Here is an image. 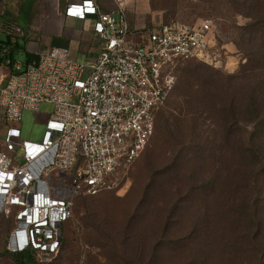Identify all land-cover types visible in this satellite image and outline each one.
Segmentation results:
<instances>
[{"label": "built area", "instance_id": "2783aa9c", "mask_svg": "<svg viewBox=\"0 0 264 264\" xmlns=\"http://www.w3.org/2000/svg\"><path fill=\"white\" fill-rule=\"evenodd\" d=\"M104 11L95 0L66 6V16L93 19L102 41L94 62L54 46L29 63L15 60L0 82V214L13 216L8 249H34L43 261L59 252L73 197L52 196L47 177L68 175L74 192L97 194L116 186V175L139 157L155 131L179 63L191 59L226 66L212 19L155 27L144 43L129 37L126 6ZM18 34L20 27H14ZM0 52V57H1ZM51 110L41 140L23 138L24 111Z\"/></svg>", "mask_w": 264, "mask_h": 264}, {"label": "trees", "instance_id": "16d2710c", "mask_svg": "<svg viewBox=\"0 0 264 264\" xmlns=\"http://www.w3.org/2000/svg\"><path fill=\"white\" fill-rule=\"evenodd\" d=\"M231 2V13L248 19L238 27L235 42L245 62L233 73L203 66L204 69L197 67L178 74L185 61L179 63L177 82L160 109L167 107L159 109L155 117V129L159 131L171 115L175 116L179 121L178 128L184 134L180 141L187 142L185 148L194 150L200 158V169L197 173L192 171L197 176L189 175L185 181L182 199L183 203L185 198L183 218H187L188 231L182 247H172L176 257L182 258L181 264H264V0ZM126 14L129 37L139 43H144L148 32L155 27L173 23L195 24L204 19L169 21L138 28L127 11ZM11 36L0 39V62L10 67L16 60V53L22 49L17 40L12 43ZM168 180L173 189L184 186L171 175ZM110 190L93 195L79 194L97 196ZM178 199L180 201L177 198L169 205L163 223L167 232L161 237L169 241L172 237L166 236L171 212L176 205L180 206ZM6 217L13 220L11 232L15 221L13 216ZM124 237L128 240L131 236ZM62 243L63 236L60 249ZM7 250L13 254L16 264H56L59 254L48 262L41 260L34 249ZM180 252L183 257L179 256ZM154 255L146 262L151 264L155 260L154 264H162L161 255L156 252Z\"/></svg>", "mask_w": 264, "mask_h": 264}, {"label": "rangeland", "instance_id": "374dc122", "mask_svg": "<svg viewBox=\"0 0 264 264\" xmlns=\"http://www.w3.org/2000/svg\"><path fill=\"white\" fill-rule=\"evenodd\" d=\"M231 1L130 0L126 11L138 28L169 21L212 19L217 30V42L224 47L228 65L215 68L191 59L181 64L178 74L182 70H196L197 67L204 69L203 66L233 73L246 60L235 42L238 27L248 19L231 13ZM25 58L23 53L18 55L21 61H25ZM51 107L42 103L38 111L23 112V138L41 140ZM178 123V119L171 115L159 131L156 128L139 158L116 175V186L110 191L97 196L81 195V191L75 193L65 183L68 178L66 173L54 172L47 177L52 196L73 197L75 203L73 214L63 228V243L56 264H140L141 261L150 264L146 259L155 256V252L161 255L162 264H181L182 258L176 257L172 247L176 245L179 247L176 249H180L188 231L187 218H183L185 198L183 203L182 199L186 190L185 181L189 175L197 176L200 158L194 150L185 148L187 142L180 141L184 134H181ZM186 158L189 159L187 163ZM192 171H196L195 175ZM170 175L184 186H174V190L168 180ZM177 198H180V206L176 205L171 212L172 220L166 236L172 237V241H169L161 237L167 232V226L163 223L169 205ZM12 225L11 217L0 214V264H16L13 254L7 250ZM126 235H130V239L125 240ZM159 241H163L160 247ZM179 256L183 257V252Z\"/></svg>", "mask_w": 264, "mask_h": 264}, {"label": "crops", "instance_id": "0c3cea01", "mask_svg": "<svg viewBox=\"0 0 264 264\" xmlns=\"http://www.w3.org/2000/svg\"><path fill=\"white\" fill-rule=\"evenodd\" d=\"M82 0H0V39L11 36L12 43L17 40L22 49L18 55L27 51L26 64L34 61L38 53L54 46L68 47L73 58L92 63L95 61L103 41L93 31V19H78L66 16L69 3ZM104 11H114L115 0H95ZM20 27L23 34L16 33ZM26 55V54H25ZM228 64V61H227ZM12 67L0 62V82L11 73Z\"/></svg>", "mask_w": 264, "mask_h": 264}]
</instances>
